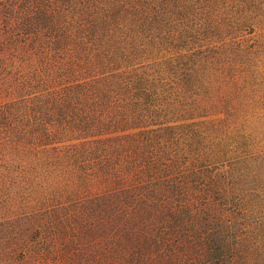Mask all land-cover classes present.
Returning <instances> with one entry per match:
<instances>
[{"label":"rangeland","instance_id":"rangeland-1","mask_svg":"<svg viewBox=\"0 0 264 264\" xmlns=\"http://www.w3.org/2000/svg\"><path fill=\"white\" fill-rule=\"evenodd\" d=\"M87 93L142 134L113 169L159 176L85 177L107 151L64 125L40 145L75 169L0 159V264H264V0H0V104L37 134L48 100L70 94L67 117Z\"/></svg>","mask_w":264,"mask_h":264},{"label":"trees","instance_id":"trees-1","mask_svg":"<svg viewBox=\"0 0 264 264\" xmlns=\"http://www.w3.org/2000/svg\"><path fill=\"white\" fill-rule=\"evenodd\" d=\"M69 95L70 94H67L66 97V94H64L62 102L55 99L48 100L47 108L43 107V109H47V111L50 112L51 118H54L56 111H58V114L55 121L49 124V127L52 125L53 129L50 127L48 130L46 129L45 131H40L37 134H35L31 128L30 131H28L27 127L24 126V118H20L22 116L21 111L17 109L14 102L0 104V135L2 137L0 142L2 141L4 149H9L7 154L3 152L0 153V159H4L6 161L4 171L7 177L10 179L13 177L21 178L23 175L22 178L29 177V180H39L41 177L40 170L43 168L42 166L48 164L50 168L70 166L71 169H75L67 160L70 159V156L68 155L71 154L67 151V149L66 151H62L55 145H40V142L44 140L45 137L50 136L54 137V142H52V144H55L56 141H58V131L64 130L63 125L68 129L72 128V131L75 132V134H78L79 140H84L79 147L83 148L87 153H89L88 151L94 153L107 151V154L103 158L105 159L104 164L102 162V164H99L97 169L93 168L89 170V173L85 175V177H104L105 180L112 179L114 183H122V181L128 180L138 182L140 186H144V184L139 181H143L146 175L151 178H153V176H159L157 173L161 170L156 168L153 164L145 167V169L134 163L123 165L121 167L115 166V169H113V160H109L111 158V154L112 156L116 153L123 154L130 150V148L134 145L141 144L139 142L141 141L139 139L142 138V134L139 133L140 130H137L135 133L125 131L117 134V130L114 132L113 123H110L112 122V118L110 117V112L106 107V103L108 101L99 96H97V98L91 97L88 93L83 94V96L77 95L79 104L81 105L79 113L67 115V117L62 115L61 117L59 116V112L64 106V101L66 100V104L70 106L72 105L68 100L72 96ZM47 97H51V95L48 94ZM138 101H141V104L144 103L143 100ZM145 107H148V105ZM39 108L42 109V106ZM64 109H67V105ZM58 116L62 118L63 121H60ZM132 119L136 123V120L134 118ZM144 119H140V122ZM109 126L110 129L105 130V128H108ZM136 127L138 128V126ZM138 129H140V127ZM171 130L173 129L171 128L167 131ZM82 135H87L85 138L92 137L95 142L90 143L92 140L83 139ZM103 135L105 136L103 137ZM146 143L149 144L148 141ZM41 146L46 148H41ZM7 156L20 159L21 169L18 165L15 166L14 160L11 159L12 162H10V160L7 159ZM51 156L53 157L52 160L49 159ZM125 167H128L127 169H129V171H126ZM32 175L34 176L30 177ZM157 179H159V177ZM103 182L108 183L105 181ZM124 194L126 195L125 198L128 199V201L133 200L128 192H125Z\"/></svg>","mask_w":264,"mask_h":264}]
</instances>
